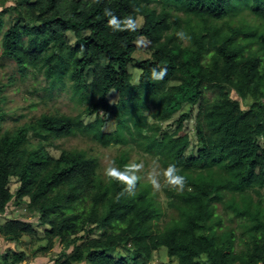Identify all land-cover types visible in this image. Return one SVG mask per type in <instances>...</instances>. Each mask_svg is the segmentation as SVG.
Listing matches in <instances>:
<instances>
[{"label": "trees", "instance_id": "1", "mask_svg": "<svg viewBox=\"0 0 264 264\" xmlns=\"http://www.w3.org/2000/svg\"><path fill=\"white\" fill-rule=\"evenodd\" d=\"M11 1L0 12L1 56L23 76L41 73L49 96L64 90L81 106L75 115L44 113L0 135V213L10 201L19 206L28 199V210L44 227L45 243L36 251L46 253L58 239L64 249L53 264H134L160 247L175 264H264V147L258 144L264 138V0ZM105 8L119 18L141 17L142 25L113 31ZM243 10L258 23L235 21ZM7 12L16 22L5 26ZM181 30L190 39H180ZM67 32L76 36L73 43ZM139 39L150 57L135 61ZM128 65L140 70L139 83L131 82ZM157 66L168 73L152 82ZM111 90L118 94L113 103ZM237 96L251 97L248 108ZM183 103L196 107V155L185 154L190 111L174 120L173 129H163ZM84 114L96 118L86 123ZM110 118L116 126L104 132ZM29 130L39 138L36 145ZM74 136L120 147L113 161L121 170L135 164L134 150L162 170L175 164L185 186H164L161 199L150 182L139 180L134 195L117 199L124 185L101 171L96 156L65 148L54 156L46 149ZM11 177L18 181L13 192ZM22 234L37 238L28 221L0 224L8 240L20 241ZM125 246V257L112 256ZM25 258L11 251L0 264Z\"/></svg>", "mask_w": 264, "mask_h": 264}, {"label": "rangeland", "instance_id": "2", "mask_svg": "<svg viewBox=\"0 0 264 264\" xmlns=\"http://www.w3.org/2000/svg\"><path fill=\"white\" fill-rule=\"evenodd\" d=\"M13 1L0 0V12L5 7L11 6ZM248 14V10H243L241 15L235 17V21H246L249 23L257 24L258 21ZM5 26L11 25L16 22V18L10 12L4 13L2 17ZM138 27L142 25V18L139 17L136 21ZM69 42L73 43L76 36L72 32H67ZM150 57V50L147 48L145 40L139 39L137 41V49L133 53L135 61ZM128 71L131 74V82L134 83L139 76L140 70L128 65ZM26 75H21L17 70L14 62L4 59L1 56L0 51V135L6 130L14 132L19 130L25 124L34 121L41 114H68L75 115L81 110V106L77 103L75 98H71L70 92L52 90V97L49 96L50 88L47 81L42 78L43 75L36 71H29ZM90 78V71L87 73V79ZM117 91L111 90L108 93V98L111 103L117 100ZM238 97V96H237ZM240 105L243 109L248 108L251 104V97L241 99L238 97ZM190 111L192 117L184 121L183 128L190 137V144L187 147L185 154L187 156L196 155L197 149L200 146V140L195 135L194 131V119L193 116L196 111V107H192L189 103H183L181 108L173 115V118L169 122L163 123L164 130L173 129L175 123L174 120L183 112ZM84 122L88 123L95 120V114L82 115ZM116 119L110 118L103 125L102 130L104 132L111 131L116 126ZM29 141L32 145L39 143V138L34 134L32 130L27 133ZM258 144L264 147V138H258ZM75 149L85 150L87 154L94 155L98 158L101 166V171H105L106 167L113 161V158L121 151L118 146H101L93 142L90 138L85 136H74L58 138L46 145L48 152L54 156H58L61 149ZM131 162H135L134 165H143L141 170L133 168V172L140 176V180L144 182H150L151 179L160 182L161 187L155 188L152 183V188L158 194L159 198L163 199V191L166 181L164 177V170L155 159H151L148 155L142 151L134 150L132 153ZM8 187L13 192L18 187V181L15 177H11ZM27 198L22 205H16L13 201H10L3 213H0V224L9 219H22L28 221L36 230L37 238L31 237L28 234H22L20 241L14 242L8 240L4 236L0 235V263L5 253L11 255V251L20 252L23 251L26 258L21 264H53L54 260L60 255V251L63 248V244L58 239L54 241V246L42 253L36 251L40 246H43L45 241L43 238V228L39 224V215L35 211L28 210ZM220 209V208H219ZM221 212V210H217ZM39 237L41 239H39ZM70 250V249H69ZM68 250V251H69ZM36 251V253H34ZM128 254V246L124 248L119 247L116 252L112 253V256L121 257ZM201 259H205V255H202ZM130 260V259H129ZM131 262V260H130ZM134 264H175V259L167 254L165 247H160L157 250L152 251L150 260L144 257L138 260L132 261ZM20 264V263H18ZM73 264H89L87 261H81Z\"/></svg>", "mask_w": 264, "mask_h": 264}, {"label": "clouds", "instance_id": "3", "mask_svg": "<svg viewBox=\"0 0 264 264\" xmlns=\"http://www.w3.org/2000/svg\"><path fill=\"white\" fill-rule=\"evenodd\" d=\"M104 15L108 18L107 19V26L111 28L113 31H136L137 30V23L131 17L127 16L124 18L117 17L114 12L110 8L104 9ZM177 36L180 39H190L187 33L183 30L177 32ZM168 73L167 66H157L151 70L150 79L152 82H158L162 80ZM134 83H139V77L136 78ZM129 168H135L137 170H141L143 165H126L124 169H119L115 166V162L112 161L105 169V175L110 180H115L120 182L124 185L123 190L117 194V199L121 196L127 195H134L135 194V185L140 180V177L137 176L134 172H129ZM164 177H165V185L170 186L176 190H182L185 186L186 180L185 177L180 175L179 170L177 169L175 164H170L164 170ZM150 182L152 185L159 189L161 187L160 182L157 180L151 179Z\"/></svg>", "mask_w": 264, "mask_h": 264}]
</instances>
